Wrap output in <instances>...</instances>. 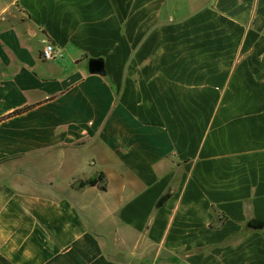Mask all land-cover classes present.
Masks as SVG:
<instances>
[{"label":"crops","instance_id":"1","mask_svg":"<svg viewBox=\"0 0 264 264\" xmlns=\"http://www.w3.org/2000/svg\"><path fill=\"white\" fill-rule=\"evenodd\" d=\"M0 118V264H264V0H0Z\"/></svg>","mask_w":264,"mask_h":264},{"label":"trees","instance_id":"2","mask_svg":"<svg viewBox=\"0 0 264 264\" xmlns=\"http://www.w3.org/2000/svg\"><path fill=\"white\" fill-rule=\"evenodd\" d=\"M29 108H30V106H27V107L18 109L16 111L12 112L10 115H15V114L24 112V111L28 110ZM103 178H104L103 173H100L97 177H91V178H88V179L82 181L81 182V185H85V184H91V185L97 184L98 182L103 181ZM102 187L105 188L104 185H102ZM248 225H249L250 228H253V229H261L264 226V221L251 220L248 223Z\"/></svg>","mask_w":264,"mask_h":264},{"label":"built area","instance_id":"3","mask_svg":"<svg viewBox=\"0 0 264 264\" xmlns=\"http://www.w3.org/2000/svg\"><path fill=\"white\" fill-rule=\"evenodd\" d=\"M56 54V46L54 43L47 42L42 49V57L46 60L53 59Z\"/></svg>","mask_w":264,"mask_h":264},{"label":"water","instance_id":"4","mask_svg":"<svg viewBox=\"0 0 264 264\" xmlns=\"http://www.w3.org/2000/svg\"><path fill=\"white\" fill-rule=\"evenodd\" d=\"M89 69L91 72H101L103 70V64L98 60L92 59L89 63Z\"/></svg>","mask_w":264,"mask_h":264}]
</instances>
